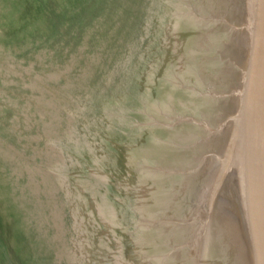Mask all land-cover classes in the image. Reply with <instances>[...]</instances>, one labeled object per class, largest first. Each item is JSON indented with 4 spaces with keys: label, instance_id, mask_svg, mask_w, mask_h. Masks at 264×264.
<instances>
[{
    "label": "rangeland",
    "instance_id": "rangeland-1",
    "mask_svg": "<svg viewBox=\"0 0 264 264\" xmlns=\"http://www.w3.org/2000/svg\"><path fill=\"white\" fill-rule=\"evenodd\" d=\"M190 3L215 11L227 2L0 0V264H168L181 260L178 246L187 254L190 236L179 228L175 243L168 223L190 215L195 189L173 197L155 181L165 170L150 167L164 163L157 144L172 155L173 113L207 117L213 105L184 85L204 79L193 25L215 24L208 10V24L191 17ZM191 117L206 154L210 130L223 138L228 124ZM214 155L217 167L229 164ZM177 174L180 185L186 173ZM157 211L169 216L145 219Z\"/></svg>",
    "mask_w": 264,
    "mask_h": 264
},
{
    "label": "bare ground",
    "instance_id": "bare-ground-1",
    "mask_svg": "<svg viewBox=\"0 0 264 264\" xmlns=\"http://www.w3.org/2000/svg\"><path fill=\"white\" fill-rule=\"evenodd\" d=\"M224 1L228 4L226 3L224 6V4L216 3L215 11L206 8L205 5L197 6L190 3L188 6L191 13L194 12L197 15L190 14L191 17L196 19L198 17L199 23L208 24V20L212 17L215 24L211 27L213 29L193 25L198 28L196 32L199 34L197 39L191 40L189 43L193 44L194 56L197 58L201 56L203 60V65L197 69L201 71L200 74L204 79L202 81H185L186 83L183 84L192 85L189 89L192 91L191 93L205 96L207 100L205 103L208 105L213 103V105H209L206 111L207 117L199 113L198 116L196 114L192 118L191 113L181 110L173 113L174 116L168 120L171 129L168 132L171 133L172 139L177 140L176 145L174 144V147L171 148L172 155L165 144L160 146V150H158V144L157 147L152 148L164 160V163L158 161L150 167L155 166L156 169L165 170L163 174L156 176V183L163 186L168 183L173 197L182 195L180 187H183L184 191L190 186L195 189L192 195L195 204H191L190 215L184 218L185 220H180V224H178L179 222L168 223V227L175 229V243L179 240L176 238L179 235V228H182L184 236H190L189 247L187 248L186 245L187 254L184 253L185 250L182 252L183 249L178 246L181 260L179 258L175 261V257H172V262L167 257L168 264H264V232L261 231L263 223L261 219L264 216L260 214V210L255 208L256 199L254 197L257 196L258 191L255 190V185L251 184L250 177H245L244 174L243 177L233 175L231 180L225 181L219 190L213 188L214 167L217 163V161L214 162L216 157L214 154L224 160L223 157L229 159L230 154L235 150V158L237 156L238 161L241 160V164L246 163L245 147H243L241 157V154H238L236 150L253 121L256 118L259 121L264 119V0ZM188 7L185 9L188 10ZM207 10L215 13V16L209 17ZM212 32L213 37L216 38L214 41L216 45L213 46L211 43L205 45V38H210ZM219 49L228 53V59L225 58L224 63L218 59V55L221 53ZM226 52L224 53L227 55ZM212 53L216 54L215 61L214 56L213 60L209 61ZM216 96H220L221 101H217ZM188 97L189 94L184 93L179 98L181 100H192L193 98L191 96L190 99H187ZM170 102L175 103L172 99H169L167 103ZM208 105L201 104L200 108L203 110L204 106ZM190 117L192 121L195 120L194 122L198 121L201 124L209 119L212 123H216L225 118L224 122L228 124L225 126L226 129L223 131L225 134L220 141L217 140V135L213 134V129L210 130L213 140L203 143L207 144L206 154L201 148V143L195 145L194 140L197 138L195 134H191L192 125L185 124L186 119ZM223 152L224 156L221 155ZM205 160L211 162L205 165V174H201L200 171L198 173L191 171L204 164ZM139 163L141 168L146 164L143 161ZM244 168L245 171H248V165H245ZM179 170L186 173L181 186L177 179ZM192 173L193 175H191ZM202 175H207L210 179H206L207 181L204 182ZM142 177L143 179L153 178L149 175ZM205 178L207 177L205 176ZM157 193L162 196L161 191ZM168 216L157 211L145 219L152 222L155 220V223H158L162 218ZM161 226L166 227L167 225ZM157 228L154 227V230ZM153 240L156 241V239ZM160 240L161 248L167 247L168 251L172 246L170 241L168 239ZM149 242L151 244L149 253H151L155 247L158 248V245Z\"/></svg>",
    "mask_w": 264,
    "mask_h": 264
},
{
    "label": "water",
    "instance_id": "water-1",
    "mask_svg": "<svg viewBox=\"0 0 264 264\" xmlns=\"http://www.w3.org/2000/svg\"><path fill=\"white\" fill-rule=\"evenodd\" d=\"M191 30V29H190ZM264 97V95H263ZM217 133V134H216ZM217 137H221L218 132H214ZM222 138V137H221ZM218 140V139H217ZM219 141V140H218ZM243 147L246 149L245 159L246 163L241 164L238 161L236 156L235 158V150L230 154L228 159L229 164L232 162L233 164L227 166V161L224 163V167H217V157L214 158V162L216 163L214 169V190H219L221 185L228 179L231 180L233 175H237L239 177H250L251 184L255 185L257 192V196L254 197L255 200V208L260 210V214L264 216V119L262 121L257 120V118L253 121L251 127H248L247 134L245 138L241 140L238 149L236 152L242 156ZM241 151V152H240ZM209 157V156H208ZM234 157V158H233ZM225 159V158H224ZM206 161V160H205ZM200 165L197 170L200 171L201 174H205V165L210 164L211 162H205ZM213 162V161H212ZM248 165V171H245L244 166ZM228 168H230V174L228 175ZM243 169V171H242ZM261 219V218H260ZM262 230L264 232V217L261 219Z\"/></svg>",
    "mask_w": 264,
    "mask_h": 264
}]
</instances>
